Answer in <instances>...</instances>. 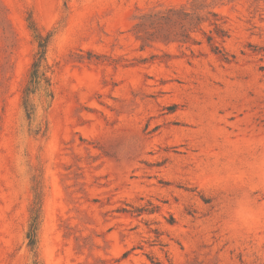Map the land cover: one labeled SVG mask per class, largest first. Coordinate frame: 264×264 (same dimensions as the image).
I'll list each match as a JSON object with an SVG mask.
<instances>
[{
    "label": "rangeland",
    "instance_id": "obj_1",
    "mask_svg": "<svg viewBox=\"0 0 264 264\" xmlns=\"http://www.w3.org/2000/svg\"><path fill=\"white\" fill-rule=\"evenodd\" d=\"M34 260L264 264V0H0V264Z\"/></svg>",
    "mask_w": 264,
    "mask_h": 264
},
{
    "label": "trees",
    "instance_id": "obj_2",
    "mask_svg": "<svg viewBox=\"0 0 264 264\" xmlns=\"http://www.w3.org/2000/svg\"><path fill=\"white\" fill-rule=\"evenodd\" d=\"M35 32L36 51L33 55L32 62L29 68L27 81L21 94V105L26 116V119L31 122L36 113L35 98L39 102L50 103L53 98L52 83H51V68L47 62V47L49 36L43 37L36 28L30 27ZM211 38L208 37V41ZM38 229V216L32 220L29 225L26 238L28 239V247L34 253L36 258V234ZM33 264H38L36 260Z\"/></svg>",
    "mask_w": 264,
    "mask_h": 264
}]
</instances>
